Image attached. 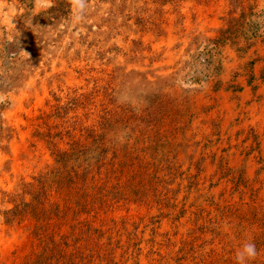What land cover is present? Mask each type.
Returning a JSON list of instances; mask_svg holds the SVG:
<instances>
[{"label": "rangeland", "instance_id": "1", "mask_svg": "<svg viewBox=\"0 0 264 264\" xmlns=\"http://www.w3.org/2000/svg\"><path fill=\"white\" fill-rule=\"evenodd\" d=\"M264 264V0H0V264Z\"/></svg>", "mask_w": 264, "mask_h": 264}, {"label": "clouds", "instance_id": "2", "mask_svg": "<svg viewBox=\"0 0 264 264\" xmlns=\"http://www.w3.org/2000/svg\"><path fill=\"white\" fill-rule=\"evenodd\" d=\"M258 256L256 244L249 238L243 240L234 251L235 264H252Z\"/></svg>", "mask_w": 264, "mask_h": 264}]
</instances>
